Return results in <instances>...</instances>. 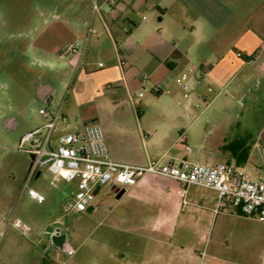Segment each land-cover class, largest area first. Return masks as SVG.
<instances>
[{"label":"crops","instance_id":"1","mask_svg":"<svg viewBox=\"0 0 264 264\" xmlns=\"http://www.w3.org/2000/svg\"><path fill=\"white\" fill-rule=\"evenodd\" d=\"M97 1L99 11L93 21L96 33L92 35L90 31L94 30L93 23L87 26L83 22L64 45L67 48L76 43L87 48L84 56L76 57V65L70 66L67 57L61 58L63 49L39 50L44 52V63L50 68L59 66L58 61L62 59L64 62L60 64L76 71L83 84L97 85L96 97L110 118L105 129L122 138V153L118 154V148H113L114 142H109V136L104 133L111 159L140 167L148 159L159 158L163 163L188 159L233 164L221 148L225 159L214 160L213 154L205 151L203 145L197 153L191 149L186 151L185 146L190 140L194 121L201 115L194 117V103L201 95L207 99L205 93H212L213 88L219 89L218 95L249 64L240 61L233 49L232 53L229 49L220 52L218 46L213 47L211 53L209 48L204 49L202 10L194 0H114L113 5L108 0ZM139 12L144 13L138 23L129 19L130 14ZM120 17L128 26L118 24ZM105 22L112 32L106 29ZM241 39L236 54L245 60L251 56L253 62L261 61L264 68V42L254 31L241 35ZM104 46L110 51L107 67L91 69L89 52L98 54ZM181 73H186L191 80L188 100L183 99L175 83ZM142 76L147 77L146 84L154 95L177 93L180 108L171 111L175 123L154 127L142 125L139 119L141 101L131 100L136 96V89L142 86ZM157 84L163 87L162 92L152 91ZM208 88L211 91H207ZM131 114L135 121L132 128L126 123L128 118L131 120ZM179 135L184 136L185 143L178 141ZM259 135L260 132L252 148L258 147ZM127 137L136 145L139 142L144 145L143 152L138 150L137 157L131 155L129 143L125 141ZM176 189L175 181L148 173L130 187L103 186L96 190L94 200L85 212L64 214L61 208V214L37 219L26 236L7 227L0 239V264H201L202 253L205 254L202 264H253V257L262 260L264 224L240 215L231 206L219 207L215 190L188 186L184 196H180ZM120 190L123 191L117 197ZM220 214L232 221L234 233L231 238H219L218 233L217 239L210 242L208 232ZM68 215L80 217L70 222L65 218ZM2 217L3 214L0 215V229L4 228ZM255 221L260 223L257 227L253 226ZM53 223L59 224L60 232L66 234L62 248L43 237L44 228ZM223 227L219 225L218 231ZM88 237L90 243L86 246ZM64 247L71 248L73 254L67 255ZM82 247L86 250L82 251Z\"/></svg>","mask_w":264,"mask_h":264},{"label":"rangeland","instance_id":"2","mask_svg":"<svg viewBox=\"0 0 264 264\" xmlns=\"http://www.w3.org/2000/svg\"><path fill=\"white\" fill-rule=\"evenodd\" d=\"M194 1L202 10L204 49L209 48L210 53L215 46L221 49L220 52L233 49L240 61L249 64L218 95L219 89L215 88L212 93H205L210 104L204 112L195 108L193 111L194 117L201 115L194 121L187 146L197 153L200 145H203L205 151L213 154L214 160H223L225 157L220 148L226 147L235 138L246 134L253 138L264 130V68L261 61L253 62L251 56L245 60L236 54L242 43L241 35L247 32L253 34L254 31L264 42V0ZM91 6L92 0H0V215L17 217L30 228L37 219L61 214V206L76 191L73 183H65L60 178L55 180V186L50 185L51 176L45 170H40V174L32 177L28 185L44 197L43 203H36L22 192L33 156L19 150L17 145L21 136L46 122L38 113L41 107L52 112L59 111L66 117V124L60 128L75 131L87 124H98L109 136L108 141L114 142L113 148H118V154L122 153V138L113 134L112 130L108 132L105 129V123L110 118L96 97L97 85L83 84L76 71L60 64L62 59L58 61L59 66L50 68L44 63V52L39 50L63 49L60 52L64 53V45L71 40L74 30L80 29L83 22L87 26L93 23L96 14L92 13ZM142 13L130 14L129 19L138 23ZM121 23L128 26L123 17L118 20V24ZM105 26L112 32L107 22ZM92 29L93 35L96 24L93 23ZM76 45L85 55L87 48ZM109 52L106 46L98 54L91 50L88 58L90 68H106ZM146 87L143 90L139 86L135 91L136 96L142 93L139 102L142 125L154 127L157 124L170 126L175 123L171 111L180 108L177 93L154 95L148 84ZM48 96L52 97L46 101ZM126 123L131 128L135 125L132 114L131 120L128 118ZM61 133L57 129L53 139ZM202 135L205 137L202 138ZM127 139L124 140L129 143L131 155L137 157L138 150L143 152L144 145L140 142L136 145L132 139ZM258 144L257 148L251 146L248 159L241 167L251 177H264V148ZM202 155L206 154L203 152ZM79 217L68 215L65 218L71 222ZM258 224V221L253 222L255 227ZM219 225L224 226L220 231ZM218 233L219 238H231L230 235L234 233L232 221L224 214L217 216L210 227L208 241L217 239ZM89 243L88 237L86 246ZM85 250L82 247V251ZM253 264H264V261L253 257Z\"/></svg>","mask_w":264,"mask_h":264},{"label":"built area","instance_id":"3","mask_svg":"<svg viewBox=\"0 0 264 264\" xmlns=\"http://www.w3.org/2000/svg\"><path fill=\"white\" fill-rule=\"evenodd\" d=\"M113 5L114 0H108ZM92 13L99 11L97 0H92ZM92 33L94 30H90ZM84 56L76 43H71L61 54L70 66L76 65V57ZM204 72V69H201ZM141 88L146 90L147 77L142 76ZM175 83L181 91L183 99L188 100L191 95V80L186 73L175 78ZM153 92L163 91L157 84ZM207 91H211L210 88ZM142 93L131 97L132 102L139 101ZM210 102L204 95L194 103L196 109L204 112ZM38 113L46 122L21 136L17 148L33 156L29 176L23 185L22 192L35 202L42 203L44 197L29 187V180L40 170H45L50 176V185L55 186V180L61 178L65 183H75L76 191L61 206L62 212L68 214L85 212L92 204L97 189L112 184L116 188L130 187L146 173L171 179L177 183L176 193L184 196L188 186H197L215 190L218 194V206H231L240 215L257 219L264 224V177H251L244 169L229 163L212 164L195 160L180 159L176 162L163 163L161 158L148 159L144 166H132L113 161L105 141L102 128L91 123L80 129L71 131L60 128L66 124V117L59 111L52 112L44 107ZM59 129L62 133L54 140L53 134ZM180 143H185L183 135L178 136ZM186 151H190L185 146ZM4 225L0 229V239L5 229L12 227L26 236L30 228L19 218L12 215L3 216ZM67 255L73 250L64 247ZM204 253L201 254L202 264ZM264 261V250L262 254Z\"/></svg>","mask_w":264,"mask_h":264},{"label":"trees","instance_id":"4","mask_svg":"<svg viewBox=\"0 0 264 264\" xmlns=\"http://www.w3.org/2000/svg\"><path fill=\"white\" fill-rule=\"evenodd\" d=\"M255 136L251 138L248 134L241 136L239 139L228 144L226 147L222 148L226 153H228L230 160H232L235 167H242L249 156L250 149L254 143Z\"/></svg>","mask_w":264,"mask_h":264},{"label":"water","instance_id":"5","mask_svg":"<svg viewBox=\"0 0 264 264\" xmlns=\"http://www.w3.org/2000/svg\"><path fill=\"white\" fill-rule=\"evenodd\" d=\"M52 96H48L46 101H49ZM260 143L263 145L264 148V130L259 135ZM123 190H120L118 192L117 197L121 195ZM60 225L53 223L50 225H47L43 230V237L45 240L50 241L53 243L56 247L62 248L66 241V234L60 232Z\"/></svg>","mask_w":264,"mask_h":264},{"label":"flooded vegetation","instance_id":"6","mask_svg":"<svg viewBox=\"0 0 264 264\" xmlns=\"http://www.w3.org/2000/svg\"><path fill=\"white\" fill-rule=\"evenodd\" d=\"M48 98V97H47ZM47 98H46V100H47Z\"/></svg>","mask_w":264,"mask_h":264}]
</instances>
